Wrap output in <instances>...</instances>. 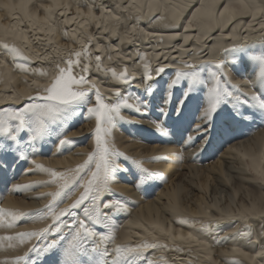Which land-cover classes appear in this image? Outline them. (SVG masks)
I'll return each instance as SVG.
<instances>
[{"label":"snow or ice","instance_id":"1","mask_svg":"<svg viewBox=\"0 0 264 264\" xmlns=\"http://www.w3.org/2000/svg\"><path fill=\"white\" fill-rule=\"evenodd\" d=\"M31 2L32 0H29V3ZM74 2V15L71 14V0H51L50 4L41 2L37 8V13L40 9L45 13L41 17L30 12L29 4L24 0H0V11L14 13L23 10L24 17L29 22L28 32L35 29L41 34L35 36L38 45L52 48L55 53L54 57L51 54L41 56L39 52L36 53V57L52 65L53 72L47 83L39 84L33 81V90L14 93V96L0 100V172H11L14 178L17 167L21 163H29L31 167L26 168L23 175L42 173L47 176L44 180L6 186L0 192V198L3 192L24 194L36 187L54 186L51 191L28 197L47 198V202L37 208L22 210L0 207V230L14 229L23 222L47 221L40 228L0 235V250L7 252L26 248L22 254L2 256L0 264H176L164 254L155 258L149 255L152 250L158 249H162L163 253L174 251L186 254L190 258L181 260L180 264H194L197 257L193 255V242L204 251L230 240H243L253 251L233 247L230 251L220 254L224 264H244V260L249 264H260L264 261V223L259 225L255 241L252 239L253 226L247 222L242 228L221 236V222L213 217L211 211L213 208L221 211L216 205H209L208 210L203 212L204 216L209 217L207 220L194 217L174 219L175 223L193 228L209 237L211 246L191 231L187 234H174L171 228L166 231L159 224H153L152 227L158 228L162 233L166 231L173 240L186 242L189 246L185 248L182 244L170 245L147 238H141L137 242L128 240L116 243L119 217L130 214V205L135 204V201L117 193L112 184L117 183L122 175H133L136 178L135 188L143 191L156 181H167L162 172L144 167L145 158L130 157L116 147L114 130L121 124L139 123L138 120L123 115L122 111L149 115L155 108L158 113L167 117L168 106L175 104L176 117L179 119L189 99L196 97L198 106H202L200 115L196 117L201 123L192 126L196 135H188L184 141V146H190L203 137L193 157L203 152L210 143L211 135L217 128L218 117L221 126L228 123L244 125L241 134H250L252 126L264 125V23L254 26L257 18L264 15V3L258 4L256 0H229L223 4L222 10H219L218 6L222 0H211L210 4L200 0V7L193 13L188 28H192L193 21L200 19L203 14L207 13L214 18L215 12L219 10L222 33L236 18L251 16L252 22L247 25L246 31L258 34L250 39L246 38L243 43L221 47L222 59L201 60L197 63L179 61L183 68L175 69L171 78H167L166 65L153 69L147 53L136 49L132 55L122 57L126 60L134 58L141 62V82L135 84L137 74H130L126 65L120 71L104 65L105 55L110 62L114 59L113 49L103 42L104 38L109 34L110 39L115 38L119 33L109 26H104L101 31L100 21H104L105 25L110 21L117 27L121 23L126 25L131 21L136 26L145 23L159 29L174 30L179 28V17L191 7H195L193 0L179 4L175 0H128L127 3L125 0H103V4L101 0ZM60 9L65 11H59ZM124 13L127 15L123 16L122 21L121 16ZM170 15L173 21L171 23ZM16 19L19 20V17ZM50 21H55V27ZM74 23L78 27L70 34L68 26ZM93 24L101 33L99 36H93L89 32V27ZM0 31L5 37L0 39V56L5 57L0 60V68H7L8 64H11L12 72L49 77L47 67H34V57L26 55L20 47L7 39L9 36L20 38L18 25H2ZM132 31L137 36L143 32L136 31V28ZM234 31L227 33L224 38L236 41L238 36ZM143 34L146 39L154 35L151 30ZM56 35L65 41H68L71 35V44L80 43L81 46L76 48L68 44L60 45L53 39ZM81 35L84 37L83 41L77 39ZM127 35L126 31L125 36ZM187 39L189 38H186V43ZM24 40L28 42L27 34L24 35ZM159 40L162 42L163 37H159ZM94 41L101 42L97 44L95 52L91 50ZM130 43V40L122 41L121 47H127ZM202 51L197 49V54H202ZM228 68L236 69L243 77V82H233ZM93 76H99L103 81L111 80L119 85L112 90L111 100L104 95ZM3 80L4 73L0 71V82ZM182 81L186 82V86H182ZM177 87H181L179 96L175 92ZM243 88L248 91H243ZM80 117L95 121L94 127L88 130L92 137L91 151L73 153L77 156L85 155L82 162L57 170L30 159L32 155L41 153L46 145L52 146L53 140L56 141L55 150L51 153L53 156L71 152L77 146L78 138L84 133L77 132L72 136L65 133ZM152 123L157 132L163 136L168 135L160 121L153 120ZM174 155L178 160L182 158V153ZM146 159L167 161L169 156L165 154ZM249 171L264 181V161L257 167L253 160ZM255 210L256 205H253L251 210L245 209V212ZM255 218L264 219V209L259 211ZM227 219L229 223L236 221L234 215H229ZM244 219L247 221L249 217L245 215ZM257 246L259 251H255ZM212 260V253L205 257V261Z\"/></svg>","mask_w":264,"mask_h":264},{"label":"bare ground","instance_id":"2","mask_svg":"<svg viewBox=\"0 0 264 264\" xmlns=\"http://www.w3.org/2000/svg\"><path fill=\"white\" fill-rule=\"evenodd\" d=\"M26 4H29V11L32 13H37V8L41 2L50 4L51 0H24ZM73 2V12L75 14V2ZM119 2V0H115ZM128 0H125L127 3ZM176 3H189V0H175ZM195 7H191L190 10L185 11L183 16L179 17V28L174 30H164L158 27L149 26L145 23H140L138 26L134 22H127L125 25L121 23L118 27L113 25L110 21L105 25L104 21H100L101 31L104 26H109L115 28L119 35L115 38H109L105 36L104 43H107L110 48L113 49L112 56L113 61L110 62L107 56H104V65L106 67L115 68L120 71L123 66H127L128 72L131 74L135 72L137 74V79L135 84L140 83V76L142 73L140 64L141 62L133 59H123L122 57L130 56L138 48L142 52H146L148 59L151 61V66L154 69L157 66L166 65V75L167 78H171L174 75V71L177 68H183V65L179 63L181 60L190 61L192 63H197L201 60H218L222 59L220 53L221 47H226L232 43H243L245 39L252 38L253 35H257L247 32V25L252 22L251 16L248 17H238L232 24L221 32V18L219 15V10H222V6L228 3L229 0H222L221 5L215 12V16L210 17L207 13L203 14L200 19L193 21V27L188 28V23L192 20L193 13L196 8L200 7V0H193ZM256 2L264 3V0H256ZM206 4H210L211 0H205ZM103 4V0H101ZM91 6V5H89ZM113 8L115 3L112 4ZM87 8H85V11ZM59 11H65L60 9ZM39 16L43 17L45 15L43 9H40L37 13ZM120 14V13H117ZM58 15V13H57ZM99 15V11H97ZM127 15L124 13L121 16L123 21V16ZM19 17V20L16 19ZM70 18V17H69ZM21 21L23 23H21ZM55 27V21H50ZM83 22V21H81ZM169 22H173L171 15L169 17ZM62 23V21H61ZM264 23V15L257 18L254 26ZM18 25V30L20 31V38L7 37L10 42L15 43L18 47L25 50L26 55L35 56L34 67H47L49 70V77L41 78L35 75H26L22 72H12L11 64H8L7 68H0V71L4 73V80L0 82V100H6L7 96H14V93L31 91L34 89L33 81L39 84H45L48 79L51 78L53 69L51 63H48L38 57L36 53L39 52L41 56H49L50 54L54 57L52 48H44L35 41L36 35H41L33 29L28 32L27 26L29 22L24 17L23 10H17L14 13H8L6 11H0V26L2 25ZM78 27L77 24L68 26L69 33L71 34L74 28ZM136 28V31H153L154 35L149 38V41L142 40L140 37L143 32L137 36L133 32V41L142 42L139 45L134 44V49L132 45L122 48L121 42L125 40H130L128 35L125 36L127 29ZM238 36L236 41L231 39H225L224 37L229 32H233ZM89 32L93 36H99L101 33L95 28V24L89 27ZM27 34L28 42H25L24 35ZM130 34V33H128ZM159 37H163V41L160 42ZM170 37H175V39H170ZM5 38L2 31H0V39ZM186 38L187 43L185 42ZM60 45L68 44L70 47L79 48L81 45L71 44V35L69 40L65 41L61 39L58 35L53 37ZM79 41H83L84 37L78 36ZM140 40V41H139ZM100 41H94L91 46L93 52L96 51L97 44ZM56 45H53L55 48ZM197 49H201L202 54H197ZM66 50V49H65ZM5 57L0 56V60H4ZM42 62L40 63V61ZM229 75L233 82H243V77L238 73L236 69L228 68ZM97 83L101 87V91L105 96L112 99L111 92L114 88L119 87V85L114 84L109 81H103L99 76H93ZM27 81L26 83L24 81ZM243 91H248L247 88H243ZM176 95L179 96L181 92V87L175 89ZM6 103H11V101H6ZM2 106V105H0ZM169 107V114L167 117L161 115L153 108L151 114L149 115H135L128 111H122V114L131 118L138 120L139 123L136 124H121L113 132L114 143L116 147L126 153L130 157L135 158H145L143 160L144 167L150 170H158L162 172L166 177L167 181L160 182L156 181L148 187H145L143 191H138L135 188L136 178L133 175H122L117 183L112 184V188L116 190L117 193H122L124 197L129 198L131 201H135V204L130 205L131 211L128 215H122L119 217L118 223L119 228L116 232V243H123L125 241L131 240L132 242H137L141 238H147L149 240L157 239L163 243L167 244H182L185 248L189 245L186 242L173 240L166 234L167 229L171 228L173 233L183 232L187 234L188 232H193L199 239L206 241L208 245H212V241L209 237L204 236L202 233L195 231L193 228H188L179 223H175L174 219L176 217H194L201 220H207L209 217L203 215L205 210H208L209 205L203 200V190L207 187L206 178L202 177L200 184L198 185L197 194L185 198H181L180 186L177 182V175L180 174L179 163L182 159L191 158L197 160H204L205 157L209 156L210 164L209 170L211 171L210 178L215 184L220 185L219 192L223 193L222 196H226L227 199L236 198V207L233 211L230 209V205L234 202V199H230L229 202L222 206H216L221 211H217L216 208L211 209L212 215L215 219L221 222L222 230L220 235L223 236L226 233L234 232L237 229L242 228V226L247 222L253 226V241L257 238V233L259 231V225L264 223V219H256L259 211L264 209V181L259 180L256 174L249 171V165L253 164L255 160V165L260 166L261 162L264 161V125L252 126L250 134H241L244 125H233L231 123L221 126L219 117L217 118V128L213 131L211 135L210 143L199 155L193 157V153L197 152L203 137L197 139L191 146H184L185 138L188 135H196L192 131V126L201 123L200 120L196 119L200 115V107L198 106V99L192 97L188 101L184 108L183 115L177 119L175 113V104ZM153 120H158L161 122L162 127L168 132L167 136L161 135L157 132L155 125L152 124ZM94 119L86 120L83 117L77 119L73 126L69 128L67 133L68 136H72L74 133L83 132L84 135L78 138V143L71 152H64L61 155L53 156L51 153L55 150L54 145L55 140L52 142V146H45L43 151L39 154L32 155L30 159L36 160L37 162L43 163L46 166L53 167L57 170H63L66 168L73 167L75 164L82 162L85 159V155H73L75 152L86 153L92 149V137L88 130L94 127ZM193 123L192 126L188 125ZM78 125L77 129L74 127ZM145 139L154 141L155 144L148 146L146 143L139 141L136 138L138 134ZM185 136L180 143V137ZM216 148L214 150L213 148ZM235 149V151H233ZM175 153H182V158L179 160L174 155ZM211 153V154H210ZM167 154L169 159L164 160H148L147 157L151 156H161ZM249 157V159H245ZM31 167L29 163H26V167L21 163L17 169L15 177L13 178L11 172H0V183L5 180V177H10L11 185L18 183H26L33 180H44L47 179L46 174L33 173L29 175H23L22 173L26 168ZM192 165H187L184 174L185 179L191 184ZM224 172V174H223ZM15 179V180H14ZM209 179V178H208ZM14 180V181H13ZM181 184V183H180ZM10 185V186H11ZM54 186L48 187H36L33 190L26 192L24 194H17L12 192H7L2 195L0 199V207H8L12 209H34L47 202L45 199H29L28 197L35 196L40 192H47L53 190ZM196 189V187H192ZM213 193V192H211ZM253 205H256L255 211L245 212V209L251 210ZM63 206V205H61ZM223 213V214H222ZM229 215H234L236 221L234 223H229L227 217ZM247 215L249 219L245 221L244 216ZM47 221H41L37 223L23 222L18 225V227L11 230H0V235L8 234L15 231H20L24 229L40 228L43 227ZM153 224H159L165 228V232L162 233L158 228H153ZM143 225V227H141ZM147 229V231H145ZM193 255L197 258L195 264H215L218 261L219 264H224L221 259L220 254L225 251H230L233 247L242 248L244 251H253L251 248L246 246L243 240H230L225 244L212 246L204 251H201V246L192 244ZM26 248H19L15 250H8L7 252L0 250V258L4 255H16L24 252ZM259 246L256 247L255 251H259ZM213 253L212 262L205 261V257ZM166 255L170 261H180L187 260L190 257L186 254L176 253L174 251H169L163 253L162 249L152 250L149 255L151 257H159L160 255ZM239 259L244 260L243 257ZM244 264H249L248 261L244 260ZM260 264H264L261 261Z\"/></svg>","mask_w":264,"mask_h":264},{"label":"rangeland","instance_id":"3","mask_svg":"<svg viewBox=\"0 0 264 264\" xmlns=\"http://www.w3.org/2000/svg\"><path fill=\"white\" fill-rule=\"evenodd\" d=\"M132 29L133 28H130V29H127L126 31H127V33H130V34H128V37L131 41L130 45H132L133 46L132 49H134V47H135L134 44L139 45L142 42L133 41L134 37H133ZM144 32H147V29H146V31H143V33ZM140 39H142L143 41L144 40L149 41V38L146 39L144 34H142ZM77 44H79V43H77ZM137 47H138L137 49H139V46H137ZM21 49L25 52V50L23 48H21ZM33 57L35 59V56H33ZM42 60L40 61V63L42 62ZM182 86H186V82L182 81ZM189 100H191V99H189ZM152 121H153V118H152ZM188 125L192 126L193 123H190ZM74 127L77 129L78 125H76ZM184 137L185 136L180 137V143L182 142V139ZM136 138H139L140 142H143V144L146 143L148 146H152L155 144L154 141L148 140L146 138L144 139L140 133L136 136ZM213 149L216 150L215 147ZM210 160L211 159L209 158V156L205 157L204 160H197V159H193V158H191L190 160H188V159H182L181 160V162L179 163L180 165H179V169H178L180 174L177 175V177H178L177 182L179 183V186H180L181 198L182 199L185 198L186 195H188V197H190L192 195L197 194V192H198L197 189H199L198 185L200 184V182H202L201 178L205 177L207 187H209V189L207 190V188H206L205 190H203V194H202L203 198H204L203 201L208 205H216V206L222 207V206L226 205L230 199H234V202H232L230 205V209H231V211H233L236 207V202H238V201L236 198H233V197L230 199H227L226 196H222L223 193L219 192L220 185L215 184L214 181L210 178L211 171H212V170H209ZM23 164H24V167H26V163H23ZM187 165L193 166L192 171H190V174H192L191 182L193 184L189 183L187 181V179H185V177H184V174L187 171V169L185 170V167ZM223 174H224V172H223ZM9 181H10V177H5V180L0 183V192H2L6 186L10 187L11 183ZM193 186L196 187V189H193L192 188ZM211 192H213V193H211ZM6 193L7 192H3V195H5ZM237 216H235V217H237ZM22 253L23 252H21L20 254H22ZM175 262H176V264H180V261H175ZM215 264H219L218 261H215Z\"/></svg>","mask_w":264,"mask_h":264}]
</instances>
